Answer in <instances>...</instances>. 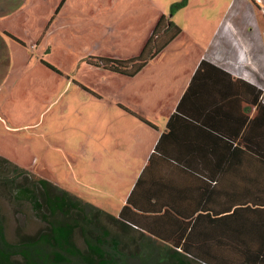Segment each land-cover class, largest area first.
Returning <instances> with one entry per match:
<instances>
[{"label":"rangeland","instance_id":"obj_1","mask_svg":"<svg viewBox=\"0 0 264 264\" xmlns=\"http://www.w3.org/2000/svg\"><path fill=\"white\" fill-rule=\"evenodd\" d=\"M22 2L15 0V6ZM61 2L44 0L31 9L29 24L21 28L27 45L11 43L15 57L28 54L31 63L19 64L16 59L13 65L8 81L13 100L0 106V156L35 177L47 178L103 214L116 216L152 139L141 129L146 127L109 108L91 90L102 95L124 94L158 119L181 75L202 53L203 43L222 34L217 29L224 19L245 23L250 30L233 26V49L216 40L218 48L210 57L228 61L237 74L239 67L245 68L263 88L264 0H69L63 9ZM59 9L61 14L55 19ZM45 14L47 24H43ZM161 17L182 32L148 71L126 78L101 67L103 58L125 61L139 56ZM12 175L11 167L0 163V215L6 238L14 243L19 234H34L45 223L27 201L14 199L7 184ZM85 213L93 211L86 209ZM48 220L69 218L56 214ZM98 224L118 237L127 264H166V256L152 250L138 233L123 232L103 215ZM74 242L85 249L79 229ZM69 261L78 263V259Z\"/></svg>","mask_w":264,"mask_h":264},{"label":"trees","instance_id":"obj_2","mask_svg":"<svg viewBox=\"0 0 264 264\" xmlns=\"http://www.w3.org/2000/svg\"><path fill=\"white\" fill-rule=\"evenodd\" d=\"M180 32L178 26L161 17L139 56L125 61L103 58L101 67L132 76ZM159 39L163 41L157 42ZM195 99L185 95L172 116L178 119L199 115ZM250 105L255 107L257 115L264 116V87H255V98ZM223 140L226 152L217 161L212 162L211 156H206V163L197 162L208 167L207 174L188 170L187 176L199 180V184L181 191L159 184L156 189L164 192L156 196L157 204L155 200V204L144 208L148 211L129 200L117 216L103 214L0 156V163L11 167L13 175L7 184L14 199L27 201L45 223L44 229L34 234L21 233L12 243L6 238L0 215V264H71L69 259H78L77 264H127L119 251L120 240L98 224L99 215L118 224L123 232L134 231L145 238L152 250L166 256V264H264V140L258 138L255 143L246 137H223ZM190 144L191 141L185 144L189 155L182 159L160 154L163 151L158 144L152 154L158 160L172 166L182 164L187 169L186 158L194 160L191 155L194 148ZM86 209L93 213L86 214ZM56 214L69 220H48ZM86 226L92 230L86 232ZM76 229L83 232L84 250L74 242Z\"/></svg>","mask_w":264,"mask_h":264},{"label":"crops","instance_id":"obj_3","mask_svg":"<svg viewBox=\"0 0 264 264\" xmlns=\"http://www.w3.org/2000/svg\"><path fill=\"white\" fill-rule=\"evenodd\" d=\"M42 1L44 0H23L22 4L17 7L15 6V0H0V106L13 100L14 93L8 81L16 59L19 60V64L25 63L28 65L31 63L28 54L19 58L15 57L16 54L11 49V43L18 42L23 46L27 45V41L21 32L22 25L23 28H26V24L30 22L31 9L33 12V9H37V6L40 7ZM65 2L62 9L69 0H65ZM58 12L56 15L61 14V10ZM58 17L59 15L55 16V19H58ZM12 22L16 23L11 25ZM47 23L48 15L45 14L43 24ZM233 26L242 28L245 31L250 30L245 23H236V20L235 22L233 20L225 21L224 19L222 25L217 29L218 32L222 33L219 39H216L218 37L216 35L215 40L212 38L211 41L203 43L202 53L195 58L188 71L181 75L174 94L169 96L167 102L160 109L161 116L158 119L151 118L144 112L143 108L141 109V107L131 103L124 94L122 96H116L115 94L102 95L89 88L91 90L90 94L100 100L104 99L105 105L109 108H116L121 113L130 115V118L146 127L141 129L152 139L151 144L144 152V159L139 166L136 179L132 182L120 210L130 200L131 203L148 211L149 209L144 208L155 204L156 196L164 192L156 189L159 184L169 185L180 191L199 184V180L187 176L189 174L188 170L207 174L208 167L201 166L197 162L200 160L202 163H206L207 157L210 156L212 162L217 161V158L226 152V148L223 147V137H246L249 142L253 143L258 138L264 140V116L257 115L255 107L250 105V102H253L255 98V87H257L255 78L243 67H239L237 74L230 70L228 64H226L228 61L221 62L222 58L210 57V54L218 48L214 42L216 40H223L228 44L229 49H233ZM181 32L163 50L176 41ZM42 35L40 33V36L37 37V42L40 41ZM160 53L149 59L132 76L113 73L126 78L135 77L140 72H145ZM20 70L25 71L24 68ZM185 95L186 98L187 95L196 98L195 101L199 104V115L177 119L172 115L181 100L185 99ZM262 114L264 115V113ZM190 141L191 149L194 148L191 154L194 156V160L189 161L188 157L186 158L187 169L182 164L172 166L158 160L159 158L152 154L158 144V148L160 147L163 151L159 152L160 154L171 155L174 158L181 157L182 159L184 155H189L185 144ZM199 145H201V148L197 149ZM220 150L221 153H218ZM220 171L221 169L218 170V172ZM215 177L217 178L218 174ZM157 202L159 201L156 200V204ZM173 219L175 220V218Z\"/></svg>","mask_w":264,"mask_h":264},{"label":"flooded vegetation","instance_id":"obj_4","mask_svg":"<svg viewBox=\"0 0 264 264\" xmlns=\"http://www.w3.org/2000/svg\"><path fill=\"white\" fill-rule=\"evenodd\" d=\"M29 172V171H28ZM39 178H43V177H39ZM43 179H45V178H43ZM47 180V179H46ZM49 181V180H48ZM52 184H54V185H56L55 183H53L52 181H50ZM56 186H58V185H56ZM59 187V186H58ZM60 188V187H59Z\"/></svg>","mask_w":264,"mask_h":264},{"label":"built area","instance_id":"obj_5","mask_svg":"<svg viewBox=\"0 0 264 264\" xmlns=\"http://www.w3.org/2000/svg\"><path fill=\"white\" fill-rule=\"evenodd\" d=\"M258 2H259V0H258Z\"/></svg>","mask_w":264,"mask_h":264}]
</instances>
